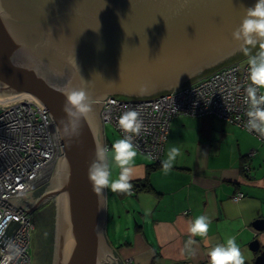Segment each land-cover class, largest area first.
Returning a JSON list of instances; mask_svg holds the SVG:
<instances>
[{
    "label": "water",
    "instance_id": "water-1",
    "mask_svg": "<svg viewBox=\"0 0 264 264\" xmlns=\"http://www.w3.org/2000/svg\"><path fill=\"white\" fill-rule=\"evenodd\" d=\"M255 2L0 0V101L36 99L47 108L60 147L50 181L34 190L47 192L36 201L29 193L5 200L29 214L56 202L53 264H124L106 238V189L95 193L88 180L97 146H106L107 93L144 98L175 91L245 58L232 33ZM67 88H83L93 101L71 138L60 123ZM253 227L264 232V219ZM18 228L13 222L0 241ZM250 249L258 252L254 264H264L261 240Z\"/></svg>",
    "mask_w": 264,
    "mask_h": 264
},
{
    "label": "crops",
    "instance_id": "crops-1",
    "mask_svg": "<svg viewBox=\"0 0 264 264\" xmlns=\"http://www.w3.org/2000/svg\"><path fill=\"white\" fill-rule=\"evenodd\" d=\"M173 145L181 155L165 173L161 161ZM140 155L132 182L138 189L148 187L129 194L135 202L127 210L133 226L127 224L122 235L114 217L111 222L118 242L109 244L124 264L128 259L132 264H209L208 247L199 238L191 250L185 247L188 222L201 214L211 220L212 245L235 236L246 264L255 263L258 252L250 243L258 238L264 245V232L253 227L264 219V143L212 117L177 116L161 160ZM238 193L243 196L236 202Z\"/></svg>",
    "mask_w": 264,
    "mask_h": 264
},
{
    "label": "built area",
    "instance_id": "built-area-1",
    "mask_svg": "<svg viewBox=\"0 0 264 264\" xmlns=\"http://www.w3.org/2000/svg\"><path fill=\"white\" fill-rule=\"evenodd\" d=\"M247 77L246 57L175 91L144 98L107 96L101 109L102 122L112 125L123 138L126 134L118 126L119 117L126 110H137L143 128L139 135H134L133 143L138 153L150 154L154 162H159L171 122L177 116L212 117L246 130ZM46 112L47 108L30 96L0 101V217L15 218L8 229L13 222L19 223L11 239L22 249V255L12 264H33L34 223L33 214L5 199L30 193L38 182L48 180L47 174L55 168L60 156L55 125ZM251 134L264 143V138ZM134 192L133 185L130 193ZM242 196L238 193L233 199L237 202ZM6 254L0 253V259ZM126 264H132V260H126Z\"/></svg>",
    "mask_w": 264,
    "mask_h": 264
},
{
    "label": "clouds",
    "instance_id": "clouds-1",
    "mask_svg": "<svg viewBox=\"0 0 264 264\" xmlns=\"http://www.w3.org/2000/svg\"><path fill=\"white\" fill-rule=\"evenodd\" d=\"M233 39L240 42L244 55L247 57L248 86L245 89L244 103L247 105V122L245 128L264 138V0H256L255 4L246 8L245 15L232 33ZM253 49H257L253 54ZM63 106L64 119L60 121L63 134L71 138L79 134L82 120L93 111V101L83 88H67ZM119 128L126 134L115 140L109 149L97 146L95 159L88 168V180L95 193L110 189L113 193H130L136 178L135 160L138 155L137 146L133 143L134 135H139L143 128L140 113L133 110L124 111L118 120ZM181 155L178 146H170L166 158L161 161L165 173L169 172L177 158ZM146 159H152L149 154ZM111 164L119 169L116 178L112 176ZM15 219L11 215L0 217V237H4L9 223ZM211 220L207 215H198L188 222L189 239L185 247L197 243L199 238L206 247L209 264H246V258L237 243L235 236L228 237L225 242L212 245L209 239ZM4 248L0 253L7 252L0 259V264H12L22 255V249L13 239L0 241Z\"/></svg>",
    "mask_w": 264,
    "mask_h": 264
},
{
    "label": "rangeland",
    "instance_id": "rangeland-1",
    "mask_svg": "<svg viewBox=\"0 0 264 264\" xmlns=\"http://www.w3.org/2000/svg\"><path fill=\"white\" fill-rule=\"evenodd\" d=\"M197 80L198 79H196L190 83H193ZM107 95L109 96L111 94L107 93ZM124 95L125 94L118 93V94H115L113 96H119L120 98H130V97H127ZM119 138H122V137L113 128V126L110 124H106L105 130H104V139H105L106 147L111 149L113 142ZM137 156L141 157L140 153H138ZM144 158H146V157H144ZM109 163H110V166L112 168V176H113V178H116L118 173H119V169L116 168L115 165L111 164V161H109ZM54 169L55 168H53L52 170H50L48 172L47 177H46L48 180H44L43 182H38L35 185L33 191L50 181L52 174L54 172ZM127 195H122L123 197H119L117 192L113 193L110 189H106V196H107V200H106V208H107L106 238H107L108 242L111 244V246H113V247H116L117 246L116 243L118 242L115 239V234H116L117 230H115V234L112 231L111 222L113 223V217H114V221L115 220L117 221L118 231H121L122 235L125 233V231H127V229H126L127 224H131L133 226V220L134 219L128 215L127 210L130 209L129 206L130 207H131V205L134 206L135 202H134V199L132 197H129L130 196L129 194H127ZM113 225H114V223H113ZM34 230H35V226H34ZM34 230H33L32 236L34 235ZM119 237L120 236H118L117 239H119Z\"/></svg>",
    "mask_w": 264,
    "mask_h": 264
},
{
    "label": "flooded vegetation",
    "instance_id": "flooded-vegetation-1",
    "mask_svg": "<svg viewBox=\"0 0 264 264\" xmlns=\"http://www.w3.org/2000/svg\"><path fill=\"white\" fill-rule=\"evenodd\" d=\"M49 188H41L39 191L29 193L34 201L47 192ZM35 226L32 236L33 264H53L56 227V202L51 200L45 203L33 214Z\"/></svg>",
    "mask_w": 264,
    "mask_h": 264
},
{
    "label": "trees",
    "instance_id": "trees-1",
    "mask_svg": "<svg viewBox=\"0 0 264 264\" xmlns=\"http://www.w3.org/2000/svg\"><path fill=\"white\" fill-rule=\"evenodd\" d=\"M132 185L135 186V192L138 191V190L145 189V188L148 187L147 185H143V184H141V187L138 189V188L136 187V185H137L136 183H133V182H132ZM117 193H118L119 197H123L122 195L130 194V193H121V192H117Z\"/></svg>",
    "mask_w": 264,
    "mask_h": 264
},
{
    "label": "bare ground",
    "instance_id": "bare-ground-1",
    "mask_svg": "<svg viewBox=\"0 0 264 264\" xmlns=\"http://www.w3.org/2000/svg\"><path fill=\"white\" fill-rule=\"evenodd\" d=\"M23 97V96H22ZM17 98H20V97H17ZM11 99H14V98H11ZM8 100H10V99H8Z\"/></svg>",
    "mask_w": 264,
    "mask_h": 264
}]
</instances>
